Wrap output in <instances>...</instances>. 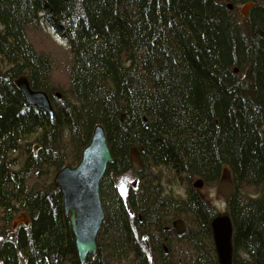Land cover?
<instances>
[{"label": "trees", "instance_id": "1", "mask_svg": "<svg viewBox=\"0 0 264 264\" xmlns=\"http://www.w3.org/2000/svg\"><path fill=\"white\" fill-rule=\"evenodd\" d=\"M248 2L245 19L236 8ZM22 76L53 118L27 104ZM98 124L114 161L86 264H219L217 209L193 182L217 187L226 169L233 264H264V0H0V264H80L54 176ZM176 181L186 197L168 190ZM22 212L30 226L9 233Z\"/></svg>", "mask_w": 264, "mask_h": 264}, {"label": "water", "instance_id": "2", "mask_svg": "<svg viewBox=\"0 0 264 264\" xmlns=\"http://www.w3.org/2000/svg\"><path fill=\"white\" fill-rule=\"evenodd\" d=\"M228 6L230 9L233 8L232 4ZM253 6V2L244 5L242 15L245 18ZM16 85L27 104L42 109L50 118L54 117L51 99L45 91L33 89L25 76L18 78ZM57 96L60 97L59 94ZM37 149L39 145L34 147V154L37 153ZM130 160L134 173H140L143 170V161L137 147L130 149ZM113 161L106 130L103 125L98 124L94 127L79 162L75 166L63 167L54 176V184L63 196V210L69 218L80 264H86L89 256L94 257L98 252V234L106 218L100 184L109 164ZM136 183L133 182L132 185L136 186ZM193 186L203 188V181L197 180ZM216 188L220 190L222 198L217 203V216L211 222L213 241L219 264H233V224L227 213V204L234 188L227 169ZM127 192V187L120 188L123 198H126ZM30 223L28 214L22 212L11 220L8 232L15 233L20 227L28 228ZM172 227L178 236L186 233L188 229L182 218L174 220Z\"/></svg>", "mask_w": 264, "mask_h": 264}, {"label": "rangeland", "instance_id": "3", "mask_svg": "<svg viewBox=\"0 0 264 264\" xmlns=\"http://www.w3.org/2000/svg\"><path fill=\"white\" fill-rule=\"evenodd\" d=\"M243 8H244V5H240L239 7H237L236 8L237 13L242 15ZM242 17L244 18L243 15H242ZM41 28H42V30L44 32L48 33L51 36V39L54 40L57 44H59L60 46H63V47H66L67 49H69L68 46H67L66 40L63 39V38H61L60 36L56 35V33H55V31L53 29L49 28L45 23L42 24ZM43 43L44 44H47L46 39H45V41ZM57 94H59L60 97H61L60 92H57ZM36 145H38V143L34 144L32 148L34 149V147ZM38 150L39 149H37V153H38ZM133 182H137V178H133V179L128 180L126 182V185L127 186L132 185ZM122 187H126V186H122ZM186 187H187V184L184 183V181H176V182H173V185H171L168 188V190L169 191L172 190L175 194H178V195H181L183 197H186V189H187ZM197 189H201L200 190L201 194L205 197V199L213 207H215L217 209V203L220 200V198H222V194H221L220 190H218L216 187H204V186H203V188H197Z\"/></svg>", "mask_w": 264, "mask_h": 264}, {"label": "bare ground", "instance_id": "4", "mask_svg": "<svg viewBox=\"0 0 264 264\" xmlns=\"http://www.w3.org/2000/svg\"><path fill=\"white\" fill-rule=\"evenodd\" d=\"M127 203L125 202V205H126ZM126 207L128 208V204L126 205Z\"/></svg>", "mask_w": 264, "mask_h": 264}, {"label": "flooded vegetation", "instance_id": "5", "mask_svg": "<svg viewBox=\"0 0 264 264\" xmlns=\"http://www.w3.org/2000/svg\"><path fill=\"white\" fill-rule=\"evenodd\" d=\"M244 18H245V17H244ZM246 18H247V17H246ZM246 18H245V19H246ZM127 189H128V188H127ZM218 190H219V189H218Z\"/></svg>", "mask_w": 264, "mask_h": 264}]
</instances>
